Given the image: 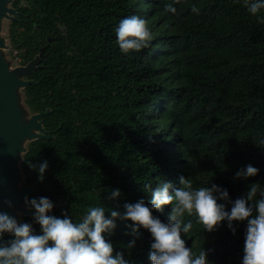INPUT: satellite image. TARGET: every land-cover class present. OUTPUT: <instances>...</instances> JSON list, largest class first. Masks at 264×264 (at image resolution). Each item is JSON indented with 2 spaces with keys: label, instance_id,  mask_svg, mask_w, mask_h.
I'll list each match as a JSON object with an SVG mask.
<instances>
[{
  "label": "trees",
  "instance_id": "1",
  "mask_svg": "<svg viewBox=\"0 0 264 264\" xmlns=\"http://www.w3.org/2000/svg\"><path fill=\"white\" fill-rule=\"evenodd\" d=\"M168 4L176 14L165 11ZM9 5L17 13L6 19L12 59L24 66L43 49L37 70L25 78L34 83L21 88L20 107L27 116L45 113L40 120L47 138L27 141L17 167L21 185L36 183L39 190L29 198L53 201L51 214L68 213L78 222L94 206L123 212L127 203H148L143 185L155 188L166 179L179 188L181 175L193 188L227 189L231 201L249 184L264 189V148L253 143L264 135V23L243 0H10ZM132 15L147 21L153 39L147 49L125 55L115 30ZM43 160L49 168L40 181L31 166ZM248 164L258 174L235 179ZM114 189L121 196L109 200ZM170 210L165 206L153 215L167 223ZM33 212L21 221L39 234ZM188 220L193 228L182 238L194 255L204 249L210 264H242L247 221L234 222L233 234L227 221L208 233L195 215ZM117 223L110 237L115 251L129 264H151V234L140 229L128 249L133 237L125 222Z\"/></svg>",
  "mask_w": 264,
  "mask_h": 264
},
{
  "label": "clouds",
  "instance_id": "2",
  "mask_svg": "<svg viewBox=\"0 0 264 264\" xmlns=\"http://www.w3.org/2000/svg\"><path fill=\"white\" fill-rule=\"evenodd\" d=\"M243 6L264 23V16L258 15L264 11V0H243ZM165 11L176 14L177 9L168 4ZM191 11L199 15L200 10L193 6ZM115 31L116 43L125 55L147 49L153 39L147 21L136 15L122 19ZM253 143L264 148V135L254 137ZM31 167L43 181L48 161ZM258 172L259 169L248 164L234 178L247 181ZM179 183V188L166 179L155 188L151 183L145 184L142 191L150 197L147 204L143 199L127 203L123 212L114 208L106 211L103 206L90 207L78 222L68 213H63L62 218L51 214L54 203L47 197H25V206L29 211L34 210L33 220L40 226V233H36L31 223H19L14 216L0 212V264H129L123 252L115 251L110 240L118 227L117 221L125 222L130 230L127 234L133 237L126 246L128 249L135 246L140 229L151 234V264H210L207 251L202 249L194 255L182 238V234L193 228L191 220L185 222V217L193 215L208 233L217 231L227 221L228 229L235 234L234 222L247 221L242 264H264V189L259 183L249 184L245 194L235 201L229 199L227 189L216 184L193 188L191 180L182 175ZM258 193L262 198H256ZM120 196L121 191L114 189L108 199L117 200ZM5 203L10 208L13 206L11 201ZM229 203L231 210L227 211ZM165 206L171 209L167 223L153 215L154 211L163 212ZM5 234L11 238L5 239Z\"/></svg>",
  "mask_w": 264,
  "mask_h": 264
},
{
  "label": "water",
  "instance_id": "3",
  "mask_svg": "<svg viewBox=\"0 0 264 264\" xmlns=\"http://www.w3.org/2000/svg\"><path fill=\"white\" fill-rule=\"evenodd\" d=\"M9 3L10 0H0V17L8 12L9 15L6 19L12 18L16 15V11L13 8H6L4 4ZM2 41L0 40V44ZM43 55V49L41 48L39 54L35 56L30 62L24 66H18L11 72H5L4 67L6 63L1 61L0 57V212H7L9 215L14 216L19 223H22L17 214L23 216L30 215V211L25 206V197H28L34 193H39L36 189V183L24 186H13L11 183H7L9 179L13 177L11 170H5L4 165L6 163H14L16 158L14 152L25 151V147H20L15 144L17 138H23L27 141L47 138L46 131L44 130L41 122V117L45 114L43 112L31 114L27 116L23 109L19 107L20 116L28 117L23 124H16L10 116L9 105L14 101L9 97L10 90L14 88H24L34 81L28 78L38 68L40 58ZM18 163L20 161L17 159ZM17 163V165H18ZM16 165V171L18 167ZM5 201H11L12 207H8Z\"/></svg>",
  "mask_w": 264,
  "mask_h": 264
},
{
  "label": "rangeland",
  "instance_id": "4",
  "mask_svg": "<svg viewBox=\"0 0 264 264\" xmlns=\"http://www.w3.org/2000/svg\"><path fill=\"white\" fill-rule=\"evenodd\" d=\"M4 6L6 8H10L11 6L9 5V3L4 4ZM9 13L5 12L4 17L1 16L0 17V40L2 41V43L0 44V57H1V61L6 63V66L4 67V71L5 72H11L13 71V69L15 67H18L17 61H14L11 57V55L9 54V50H10V45H9V41L7 39V25H8V21L6 20V16H8ZM9 97L13 98L14 101L9 105L10 107V116H12V120L14 123L16 124H23L28 117L24 116H20L19 114V107L21 104V99H22V93H21V88H14L12 90H10L9 92ZM27 140L23 139V138H17L15 140V144L20 146V147H24L26 144ZM16 160L14 163H6L4 165V169L5 170H11L12 171V175L13 177L11 179H9L7 181V183H11L14 187L15 186H20L21 185V175L19 173V171H16V165L18 163L17 159H19L21 152L17 151L13 153ZM18 215V214H17Z\"/></svg>",
  "mask_w": 264,
  "mask_h": 264
},
{
  "label": "flooded vegetation",
  "instance_id": "5",
  "mask_svg": "<svg viewBox=\"0 0 264 264\" xmlns=\"http://www.w3.org/2000/svg\"><path fill=\"white\" fill-rule=\"evenodd\" d=\"M20 186H23V185H20ZM23 215L22 214H18V217H19V219L21 220V217H22ZM22 222V221H21Z\"/></svg>",
  "mask_w": 264,
  "mask_h": 264
}]
</instances>
